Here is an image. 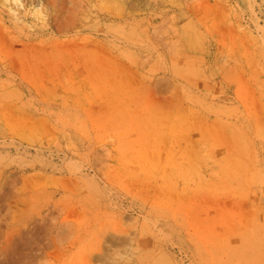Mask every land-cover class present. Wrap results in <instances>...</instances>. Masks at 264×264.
Listing matches in <instances>:
<instances>
[{
  "label": "rangeland",
  "instance_id": "rangeland-1",
  "mask_svg": "<svg viewBox=\"0 0 264 264\" xmlns=\"http://www.w3.org/2000/svg\"><path fill=\"white\" fill-rule=\"evenodd\" d=\"M88 259L264 264V0H0V264Z\"/></svg>",
  "mask_w": 264,
  "mask_h": 264
},
{
  "label": "bare ground",
  "instance_id": "bare-ground-1",
  "mask_svg": "<svg viewBox=\"0 0 264 264\" xmlns=\"http://www.w3.org/2000/svg\"><path fill=\"white\" fill-rule=\"evenodd\" d=\"M40 214H41V213H40ZM44 217H45V216H44ZM45 219H46V218H45ZM43 220H44V219H43ZM99 243H100V242H99ZM103 251H104V250H103ZM96 252H97V251H96ZM94 253H95V252H94ZM97 253H98V252H97ZM97 253H96V254H97ZM95 256H96V255H95ZM88 260H89V259H88ZM90 260H91V259H90ZM90 260H89V262H88V263H90V262H91ZM90 264H91V263H90Z\"/></svg>",
  "mask_w": 264,
  "mask_h": 264
}]
</instances>
